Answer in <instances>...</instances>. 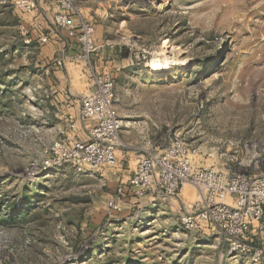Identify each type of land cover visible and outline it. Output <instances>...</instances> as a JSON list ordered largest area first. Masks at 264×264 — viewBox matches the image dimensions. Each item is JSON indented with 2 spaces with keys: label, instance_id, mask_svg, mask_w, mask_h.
I'll list each match as a JSON object with an SVG mask.
<instances>
[{
  "label": "rangeland",
  "instance_id": "1",
  "mask_svg": "<svg viewBox=\"0 0 264 264\" xmlns=\"http://www.w3.org/2000/svg\"><path fill=\"white\" fill-rule=\"evenodd\" d=\"M13 2L0 0V264H264V252L230 254L222 215L195 211L192 184L174 198L131 185L140 158L176 132L196 168L264 175V0H74L76 29L46 21L50 35ZM83 24L95 29L90 50ZM70 53L92 89L115 83L117 164L95 174L47 165L73 134ZM256 226L248 245L264 248Z\"/></svg>",
  "mask_w": 264,
  "mask_h": 264
},
{
  "label": "built area",
  "instance_id": "2",
  "mask_svg": "<svg viewBox=\"0 0 264 264\" xmlns=\"http://www.w3.org/2000/svg\"><path fill=\"white\" fill-rule=\"evenodd\" d=\"M40 1L15 0L13 5L27 14H33ZM56 1L59 11L54 17V26L74 31L76 28L70 15L74 0ZM81 27L80 42L90 50L95 29L90 24ZM43 42H47V38ZM58 65H61L60 61ZM115 101L114 81L110 78L95 79L93 89L81 100L80 116L69 118L71 132L76 134L83 131L86 137L75 139L67 136L57 141L53 146L52 160L47 165H69L90 174L97 173L100 168L115 167L116 150L123 131L122 122L114 112ZM190 156L182 134L173 133L168 146L140 158L131 180L135 193L140 197L157 194L163 198H174L179 195L184 184H192L202 198L196 204L195 211L200 212V209L208 206L216 208L222 215L223 221L217 226L228 233L230 254H245L258 262L264 248H252L248 241L249 230L256 225L264 235V175L252 177L248 174H232L223 179L216 169L196 168ZM229 198L231 205L225 203ZM205 218L208 219L207 216ZM228 219L233 220L235 226L230 227ZM183 223H187V220L183 219Z\"/></svg>",
  "mask_w": 264,
  "mask_h": 264
},
{
  "label": "crops",
  "instance_id": "3",
  "mask_svg": "<svg viewBox=\"0 0 264 264\" xmlns=\"http://www.w3.org/2000/svg\"><path fill=\"white\" fill-rule=\"evenodd\" d=\"M12 1H15V0H12ZM40 2L42 3L40 5V9L36 10L37 13L34 12L32 14V16L35 17L37 20H40L41 24L46 23V21L49 22L50 23L49 25L54 30H56L58 32L59 29L54 26V22H53V18L55 16V14L57 13V8L55 7V9H53V12L48 11L50 9V6H53V5L55 6V0H41ZM39 10H40V13H39ZM45 27H46V29L42 28L43 31L50 35L51 33H49L47 30V29H49V26L47 23H46ZM68 35L70 37H71V35L74 36V34L71 32H69ZM75 58H76V55L73 56V54L70 53V57H68V59H67V61H68L67 64L70 67L74 68V69H71L73 71V74H70L71 78L74 81V85H73V88L71 89V92H66V91L63 92L62 101H63V103L68 105L67 108L70 109L69 113L73 114L75 117H78V116H80V112H81V103L79 104L78 100L76 101L75 99H72V98H81L84 96L83 94L86 95V93H88L92 90V88H91L92 84L90 83L89 79L85 75H82L81 73H79L78 76H75V72H76L75 70L76 69H82V65H80V66L77 65L78 61L75 60ZM55 74L58 75L60 73L55 72ZM61 78H63V76H61ZM65 82H66V80H65ZM61 84H62V82H61ZM69 95L71 96V98ZM70 137H73L75 139H84L86 137V134L83 131H81V132H78L76 134L70 135Z\"/></svg>",
  "mask_w": 264,
  "mask_h": 264
},
{
  "label": "trees",
  "instance_id": "4",
  "mask_svg": "<svg viewBox=\"0 0 264 264\" xmlns=\"http://www.w3.org/2000/svg\"><path fill=\"white\" fill-rule=\"evenodd\" d=\"M11 211L12 212H11V214H9V217H18L19 215H21V214H19V212H15L13 208L11 209Z\"/></svg>",
  "mask_w": 264,
  "mask_h": 264
},
{
  "label": "bare ground",
  "instance_id": "5",
  "mask_svg": "<svg viewBox=\"0 0 264 264\" xmlns=\"http://www.w3.org/2000/svg\"><path fill=\"white\" fill-rule=\"evenodd\" d=\"M140 1V0H139Z\"/></svg>",
  "mask_w": 264,
  "mask_h": 264
}]
</instances>
